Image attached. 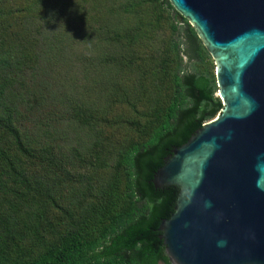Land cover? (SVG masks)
Masks as SVG:
<instances>
[{
    "label": "trees",
    "instance_id": "1",
    "mask_svg": "<svg viewBox=\"0 0 264 264\" xmlns=\"http://www.w3.org/2000/svg\"><path fill=\"white\" fill-rule=\"evenodd\" d=\"M13 1L0 0V79L18 78L0 89V264H171L158 229L179 188L157 189L152 180L173 149L223 108L211 56L168 0ZM55 1L64 2L66 24H82L78 42L104 49L93 65L116 75L67 113L83 126L78 139L63 114L51 116V96L29 87L28 45L43 28L58 27L49 20ZM31 11L39 18L27 20ZM21 21L23 31L31 28L26 40L14 32ZM114 90L129 105L124 115L109 104ZM102 101L104 110L94 105ZM25 122L32 129L21 134Z\"/></svg>",
    "mask_w": 264,
    "mask_h": 264
},
{
    "label": "water",
    "instance_id": "2",
    "mask_svg": "<svg viewBox=\"0 0 264 264\" xmlns=\"http://www.w3.org/2000/svg\"><path fill=\"white\" fill-rule=\"evenodd\" d=\"M215 64L223 108L152 183L179 188L160 226L171 264H264V0H168Z\"/></svg>",
    "mask_w": 264,
    "mask_h": 264
},
{
    "label": "rangeland",
    "instance_id": "3",
    "mask_svg": "<svg viewBox=\"0 0 264 264\" xmlns=\"http://www.w3.org/2000/svg\"><path fill=\"white\" fill-rule=\"evenodd\" d=\"M29 0H17L18 4L27 5ZM55 6L49 10V20L54 26L51 29L46 30L43 28V33L39 41H37L35 46L32 48L33 44L28 45L29 50L34 54L35 63L34 68H32L29 73V87L34 85L37 86L36 90L39 93H42L48 96H51L49 104L53 103L57 107L52 111V115L57 117L58 114H63L65 119V130L69 134L71 139L76 135V139L82 135L81 125H78L75 121L71 120V117L67 115L73 109L74 104L77 102V97L83 96L87 94V90L89 91L92 88L102 86L108 81V78L111 77L112 80L116 79V75L113 72L107 71L105 69H101L100 67H95L92 63L93 59H100L104 57V49L99 45L91 44L89 41H80L77 39H83L78 32L76 31V27H82L81 23L73 22L71 24H66V17H68L67 12L61 8L64 6L61 4L62 2L55 1ZM14 4L13 0H7V5ZM83 1H77L72 6L73 9L78 10L81 8ZM104 9V8H103ZM59 10V12H58ZM58 12V13H57ZM44 16H47L46 11L42 12ZM173 14V13H172ZM29 20L30 18L36 17L39 18L37 13L31 11V13H27ZM140 18H138L139 20ZM137 20V19H136ZM36 21V20H35ZM135 21V20H134ZM180 21H182L180 19ZM54 22V23H53ZM136 22V21H135ZM20 26L16 27L14 32L16 34H22L23 40H26L27 37L31 35V28L28 27L26 31H23V27L26 26V22H19ZM18 23V24H19ZM189 23V22H188ZM17 25V24H16ZM52 25V26H53ZM190 25V23H189ZM76 26V27H75ZM191 26V25H190ZM192 27V26H191ZM186 28V27H185ZM193 28V27H192ZM157 37L163 40L167 39L164 36V30H157L155 32ZM168 34V32H167ZM28 35V36H27ZM187 35L182 33L180 35V39L187 45ZM38 39V35L36 36ZM13 38V45L18 52V57L22 55V51L20 50L19 43ZM153 42H155L153 40ZM31 46V49H30ZM182 47L186 50V46L182 45ZM185 61H187V56L184 57ZM213 60V59H212ZM214 62V61H213ZM187 63V62H186ZM215 66V64H214ZM192 66H189V69L192 70ZM16 77H8L3 76L0 79V89H6L12 81H17ZM39 83V84H38ZM117 90H114L112 95L109 96V104L114 107L116 110L115 113L118 115H124V113L128 112L129 105L126 101V98L123 97L122 94L117 93ZM216 96L219 97L218 92ZM102 104V105H101ZM95 102V106L106 109L107 106L105 101L102 103ZM92 103L87 102V106L91 107ZM66 107V113L64 108ZM41 119H45L44 115H40ZM38 116V118L40 119ZM31 122H25L20 126L21 134L26 133L27 130L32 129ZM81 126V127H79ZM77 131H74V129ZM70 139V142H72ZM82 143V140L80 141ZM87 142L80 144L84 146ZM72 146V144H71ZM65 209H68L67 204L64 206Z\"/></svg>",
    "mask_w": 264,
    "mask_h": 264
}]
</instances>
